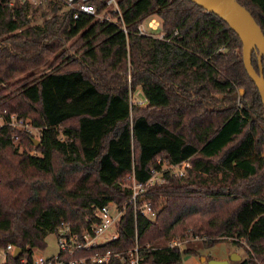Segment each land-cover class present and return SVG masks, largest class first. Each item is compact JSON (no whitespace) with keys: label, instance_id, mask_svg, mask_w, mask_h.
I'll return each mask as SVG.
<instances>
[{"label":"trees","instance_id":"obj_1","mask_svg":"<svg viewBox=\"0 0 264 264\" xmlns=\"http://www.w3.org/2000/svg\"><path fill=\"white\" fill-rule=\"evenodd\" d=\"M107 1L90 0L95 15L74 20L47 0L32 25L38 7L0 0V114L29 120L40 140L20 132L15 143L0 128V249L22 251L3 264H31L48 234L63 224L80 232L92 207L123 204L121 184L147 183L152 169L163 179L147 190L156 218L128 209L117 242L101 249L127 250L136 234L140 264H183L193 248L164 244L189 231L206 237L202 247L243 250L235 264H264V109L241 42L189 0H115L118 13ZM235 1L264 35V0ZM150 18L162 40L137 34ZM260 54L251 61L264 77ZM128 69L144 107L129 101ZM157 159L190 167L174 176Z\"/></svg>","mask_w":264,"mask_h":264},{"label":"built area","instance_id":"obj_2","mask_svg":"<svg viewBox=\"0 0 264 264\" xmlns=\"http://www.w3.org/2000/svg\"><path fill=\"white\" fill-rule=\"evenodd\" d=\"M8 7H14L17 4H28L36 7L41 4L40 0H1ZM66 10L73 11V19L76 20L81 14L95 15V8L89 3L90 0H62ZM109 10L118 13L115 0H108L106 3ZM100 20H109V17H100ZM125 32V29L123 28ZM137 34L140 36L163 39L164 34L160 28V23L156 18H150L142 22L137 27ZM176 34V33H174ZM6 126L11 128L16 134L11 139L17 143V133L23 132L33 135L34 139L38 135V129L35 128L29 120L18 118L16 115H7L4 111L0 114V128ZM31 156H37L35 150L27 151ZM159 166V165H158ZM162 166V165H161ZM190 164L185 162L178 166L165 165L161 167L162 171H169L174 176H183L184 170L189 168ZM151 170V179L147 183H138L133 176L129 177V183L121 184L122 188L128 192V200L123 204L109 202L102 207H92L91 215L86 218L87 226L80 232L73 231L70 225L63 224L59 226L54 235L56 237L57 252L52 256H35L33 253L31 264H140V253L143 250L138 244V238L135 234L133 245L127 250L101 249L107 244L115 243L119 237V229L122 220L125 218L126 212L130 209L133 216L142 217L153 221L156 218L157 211L152 203L146 198L147 190L154 185L162 184L153 183L154 174L158 171ZM159 174V173H158ZM111 230V235L103 242L99 241L105 234ZM205 241L206 237L199 238L193 236L189 231L184 235L175 236L166 242V247L175 248L183 251L187 248L189 241L193 240ZM15 248L11 245L6 250L0 249L4 257L7 252H12ZM21 263L28 264L26 259H22Z\"/></svg>","mask_w":264,"mask_h":264},{"label":"water","instance_id":"obj_3","mask_svg":"<svg viewBox=\"0 0 264 264\" xmlns=\"http://www.w3.org/2000/svg\"><path fill=\"white\" fill-rule=\"evenodd\" d=\"M194 5L200 7L205 13H210L221 19L237 36L242 44L243 63L245 71L255 85L261 103L264 109V77L262 69V61L259 59L258 73L254 70L251 61L253 53L252 40L256 42L260 49L261 58L264 59V35L250 13L240 6L235 0H189ZM255 49H257L255 47ZM40 143L39 139H34L33 144L37 147ZM22 254L21 249L15 248L12 252V258L18 259ZM230 261L233 263L240 261V256L234 254ZM207 264H230L229 261L210 260Z\"/></svg>","mask_w":264,"mask_h":264},{"label":"rangeland","instance_id":"obj_4","mask_svg":"<svg viewBox=\"0 0 264 264\" xmlns=\"http://www.w3.org/2000/svg\"><path fill=\"white\" fill-rule=\"evenodd\" d=\"M40 1L41 4L36 6L38 7L39 12L35 15L32 25H40L43 22V19L40 17V12H47V0H40ZM99 16L107 17V15L104 14H101ZM255 47L257 48V50L260 49L259 46H257L256 42L252 40V48H254L253 51L255 50ZM130 79H131L130 71L128 69L127 85L129 86L130 89L129 101L131 105L136 107L146 106V102L141 94L140 88L139 87L132 88ZM35 137H38V135L35 134ZM156 165H162L161 167H164L166 163H162L160 159H157ZM153 176H154L153 183H160V174L156 172V174H154ZM110 235H111V230H109L105 234V236L99 241V243L103 242L105 239H108ZM45 243H46V249L44 251H34L35 256L46 257V256L55 255V253L57 252L55 235L52 233L48 234L45 239ZM164 245H166V242ZM187 248H193V250L195 251V255L192 257H194V260L197 262V264H207L208 261L210 260L229 261L230 264H235V262L233 263L232 261H230L232 255L236 254L240 256V261L246 257L243 250L235 249L231 244L228 243V241H222L217 243L211 248H205L202 247V241L198 239V240L189 241L187 244ZM4 258L5 257L3 252L0 251V264L4 263L5 260Z\"/></svg>","mask_w":264,"mask_h":264},{"label":"crops","instance_id":"obj_5","mask_svg":"<svg viewBox=\"0 0 264 264\" xmlns=\"http://www.w3.org/2000/svg\"><path fill=\"white\" fill-rule=\"evenodd\" d=\"M183 264H197V262L194 260V257L188 255L183 259Z\"/></svg>","mask_w":264,"mask_h":264}]
</instances>
